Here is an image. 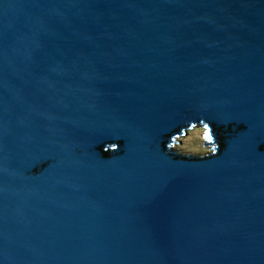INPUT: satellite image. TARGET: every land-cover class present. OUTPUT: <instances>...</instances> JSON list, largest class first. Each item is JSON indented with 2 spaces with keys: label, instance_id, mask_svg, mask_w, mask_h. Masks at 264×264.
Returning a JSON list of instances; mask_svg holds the SVG:
<instances>
[{
  "label": "water",
  "instance_id": "95a60500",
  "mask_svg": "<svg viewBox=\"0 0 264 264\" xmlns=\"http://www.w3.org/2000/svg\"><path fill=\"white\" fill-rule=\"evenodd\" d=\"M0 264H264V0H0Z\"/></svg>",
  "mask_w": 264,
  "mask_h": 264
},
{
  "label": "rangeland",
  "instance_id": "374dc122",
  "mask_svg": "<svg viewBox=\"0 0 264 264\" xmlns=\"http://www.w3.org/2000/svg\"><path fill=\"white\" fill-rule=\"evenodd\" d=\"M205 132L206 130L203 126H197L193 128L187 136L178 138L177 142L173 144V146L178 148L181 152L196 154L198 156L199 154L207 156L214 151V146L204 145L211 142Z\"/></svg>",
  "mask_w": 264,
  "mask_h": 264
},
{
  "label": "trees",
  "instance_id": "16d2710c",
  "mask_svg": "<svg viewBox=\"0 0 264 264\" xmlns=\"http://www.w3.org/2000/svg\"><path fill=\"white\" fill-rule=\"evenodd\" d=\"M204 128H205V127H204ZM191 130H193V129H191ZM191 130H190V131H191ZM190 131H189V132H190ZM205 151H206V150H205ZM175 152H176L177 154L184 155V156H185V154H189V153L181 152V151L178 150V149H176ZM189 155H190V154H189ZM194 155H196V154H194ZM199 156H202V154H199Z\"/></svg>",
  "mask_w": 264,
  "mask_h": 264
},
{
  "label": "flooded vegetation",
  "instance_id": "af4514ba",
  "mask_svg": "<svg viewBox=\"0 0 264 264\" xmlns=\"http://www.w3.org/2000/svg\"><path fill=\"white\" fill-rule=\"evenodd\" d=\"M205 130H206V128H205ZM171 148V150L173 151V152H175V150L176 149H178V148H175L173 145L170 147ZM179 150V149H178ZM176 153V152H175ZM177 154V153H176ZM178 155H180V154H178ZM187 155V154H186Z\"/></svg>",
  "mask_w": 264,
  "mask_h": 264
},
{
  "label": "clouds",
  "instance_id": "9594fccd",
  "mask_svg": "<svg viewBox=\"0 0 264 264\" xmlns=\"http://www.w3.org/2000/svg\"><path fill=\"white\" fill-rule=\"evenodd\" d=\"M187 155H189V154H187ZM194 155V154H193Z\"/></svg>",
  "mask_w": 264,
  "mask_h": 264
}]
</instances>
